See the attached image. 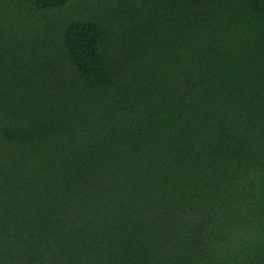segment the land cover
<instances>
[{
    "label": "trees",
    "instance_id": "1",
    "mask_svg": "<svg viewBox=\"0 0 264 264\" xmlns=\"http://www.w3.org/2000/svg\"><path fill=\"white\" fill-rule=\"evenodd\" d=\"M88 1L0 0L50 25L29 114L0 86V264H264V0Z\"/></svg>",
    "mask_w": 264,
    "mask_h": 264
},
{
    "label": "rangeland",
    "instance_id": "2",
    "mask_svg": "<svg viewBox=\"0 0 264 264\" xmlns=\"http://www.w3.org/2000/svg\"><path fill=\"white\" fill-rule=\"evenodd\" d=\"M88 2L93 3L92 0ZM77 6L71 5L66 10L76 11ZM54 13L52 11L50 15ZM53 16L57 19L60 14L57 12ZM49 27L46 22L31 24L18 19L10 6L0 7V86L6 94H15L18 103L22 104L20 111L25 115L29 114L27 102L35 95L34 86L45 87L47 82L45 77L36 75L32 68L37 66L43 70L46 66L49 49L45 43ZM36 33L38 36L35 39ZM34 46L38 52L30 55L29 50ZM20 47L25 48L23 52H20Z\"/></svg>",
    "mask_w": 264,
    "mask_h": 264
}]
</instances>
